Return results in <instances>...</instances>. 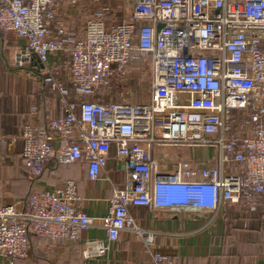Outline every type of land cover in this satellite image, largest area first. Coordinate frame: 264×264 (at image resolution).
Returning a JSON list of instances; mask_svg holds the SVG:
<instances>
[{
  "label": "built area",
  "instance_id": "obj_1",
  "mask_svg": "<svg viewBox=\"0 0 264 264\" xmlns=\"http://www.w3.org/2000/svg\"><path fill=\"white\" fill-rule=\"evenodd\" d=\"M86 1L0 0V34L26 42L16 64L37 66L61 112L24 127L22 157L34 179L53 162H84L97 180L112 158L125 179L100 219L76 207L73 180L0 205V264L28 260L31 237L76 243L97 226L109 243L129 229L154 248L155 235L136 226L131 207L216 212L242 202L253 214L264 206V0H113L125 17L101 6L81 36L61 16L81 12ZM146 60L150 99L126 102L128 69ZM113 88L120 98L106 101ZM165 148H211L216 161L200 169L181 160L164 171L156 152ZM109 251L94 239L83 256L98 264ZM154 261L177 264L160 252Z\"/></svg>",
  "mask_w": 264,
  "mask_h": 264
},
{
  "label": "crops",
  "instance_id": "obj_2",
  "mask_svg": "<svg viewBox=\"0 0 264 264\" xmlns=\"http://www.w3.org/2000/svg\"><path fill=\"white\" fill-rule=\"evenodd\" d=\"M83 32L84 28L77 33L83 36ZM6 35L0 34V205L73 180L80 197L76 207L96 219L107 216L112 189L125 179L124 165L116 159L110 160L97 180L89 178L84 162L57 169L50 165L41 178H30L22 157L23 129L30 124L45 125L61 112L57 94L44 85L37 66L16 64L25 40L16 36L9 40ZM59 55H52L51 63H57ZM165 149L156 152L164 171H171L181 160L200 169L216 161L211 148L175 149L177 157L168 156ZM245 207L242 202L226 203L216 212L131 207L136 226L155 235L154 248H147L129 229L109 243L106 230L97 226L83 232L76 243L32 237V255L20 264H97L83 256L84 243L94 239L110 244L108 256L98 264H157V252L176 257L177 264H264V217L246 215Z\"/></svg>",
  "mask_w": 264,
  "mask_h": 264
},
{
  "label": "rangeland",
  "instance_id": "obj_3",
  "mask_svg": "<svg viewBox=\"0 0 264 264\" xmlns=\"http://www.w3.org/2000/svg\"><path fill=\"white\" fill-rule=\"evenodd\" d=\"M105 5L110 6L114 10V18L116 20H121L125 17V11L123 12V4L121 2H115L113 0H87L83 4L81 12L74 13L75 11L73 12L68 8L62 11V23L66 28L78 32V30L80 31L84 28L86 20L94 11ZM127 13H129V10ZM6 38L12 40L16 37L13 34H7ZM128 72L130 73V82L126 84L127 93L124 95V100L134 104L148 102L150 99L149 83L151 80L149 62L146 60L142 61V63L134 64L128 69ZM110 91H112V93L104 97L106 101H116L120 98L116 88ZM165 154L171 157H177V152L173 148L165 149Z\"/></svg>",
  "mask_w": 264,
  "mask_h": 264
},
{
  "label": "trees",
  "instance_id": "obj_4",
  "mask_svg": "<svg viewBox=\"0 0 264 264\" xmlns=\"http://www.w3.org/2000/svg\"><path fill=\"white\" fill-rule=\"evenodd\" d=\"M41 78V77H40ZM41 80H42V78H41ZM103 97H105V95H102ZM49 122V120L48 121H46L45 123L47 124ZM23 162H24V159H23ZM80 163V162H79ZM24 165H25V162H24ZM50 165H52V167L54 168V169H57V168H59V167H62V166H70V165H59V164H57V163H55V162H53V163H51ZM49 165V166H50ZM48 168V167H47ZM46 168V169H47ZM27 169V168H26ZM46 171V170H45ZM28 174H29V176H30V173H29V171H28ZM44 174V173H43ZM42 177V176H41ZM41 177H39V178H41ZM30 178H32L31 176H30ZM39 178H37V179H39ZM32 179H34V178H32ZM29 197V196H28ZM28 197H26V198H28ZM246 215H253L254 216V218L255 217H264V206H262L260 209H259V211L257 212V213H253V214H250V213H248V214H246ZM32 238V237H31Z\"/></svg>",
  "mask_w": 264,
  "mask_h": 264
},
{
  "label": "water",
  "instance_id": "obj_5",
  "mask_svg": "<svg viewBox=\"0 0 264 264\" xmlns=\"http://www.w3.org/2000/svg\"><path fill=\"white\" fill-rule=\"evenodd\" d=\"M162 26H159V28H161Z\"/></svg>",
  "mask_w": 264,
  "mask_h": 264
}]
</instances>
